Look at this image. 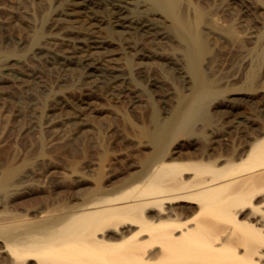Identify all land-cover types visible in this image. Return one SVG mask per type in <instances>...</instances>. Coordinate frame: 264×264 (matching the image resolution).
Masks as SVG:
<instances>
[{
	"label": "rangeland",
	"instance_id": "obj_1",
	"mask_svg": "<svg viewBox=\"0 0 264 264\" xmlns=\"http://www.w3.org/2000/svg\"><path fill=\"white\" fill-rule=\"evenodd\" d=\"M86 1L89 8L70 10L74 0H0V193L40 195L45 201L60 198L59 205L73 206L90 193L121 185L124 176L142 168L153 151L148 131L160 121H168L180 100L191 93L187 45L170 25L175 12L165 16L152 0ZM189 1L182 8L190 17H194V7L200 6L214 10L221 25L240 31L236 35L206 29L211 45L203 68L219 95L200 111L209 120L200 114L192 133L178 135L172 147L182 142L180 146L191 151L188 143L195 139L196 148L203 147V151L211 147L213 132L225 134L238 117L247 114L264 121V110L259 109L264 88L254 95V103L243 100L247 88L243 80L251 64H260L263 77L259 84L264 86V0H249V9L233 0ZM116 3L123 4L129 21L136 22L127 30L117 31L112 24L111 9ZM15 13L22 17L21 22ZM142 25L156 26L167 37L154 42L143 34ZM62 39L74 40L79 46L100 42L104 45L100 61L105 68L111 63L109 68L118 67L114 74L118 72L119 81L107 74L93 76L83 65L84 52L69 51ZM139 53L150 58L142 60ZM231 89L235 91H228ZM232 98L239 103L233 113L242 116L222 114V108L234 103ZM49 116L61 121L59 131L47 128ZM233 136L231 145L217 146V151L239 148L241 138ZM47 193L60 196L52 198ZM79 193L83 200L78 199ZM33 199L21 207L37 205L40 199Z\"/></svg>",
	"mask_w": 264,
	"mask_h": 264
},
{
	"label": "bare ground",
	"instance_id": "obj_2",
	"mask_svg": "<svg viewBox=\"0 0 264 264\" xmlns=\"http://www.w3.org/2000/svg\"><path fill=\"white\" fill-rule=\"evenodd\" d=\"M233 1L245 9L250 7L249 0ZM184 2L152 0L151 3L165 16L176 13L170 25L187 45L185 56L193 83L189 87L191 93L188 91L180 100L169 120L158 121L151 133L145 131L155 147L142 163L144 166L132 169L118 188L90 193L91 196L73 206L61 201L59 205L60 198L56 200L55 196L60 193H47L55 202L45 201V196H33L40 199L35 206L28 193H0V264H264V115L260 116L263 121L260 123L258 117V120L247 114L238 117L241 114L236 111L238 118L231 121L225 134H211L209 150L202 151L203 147L198 150L197 142H193L195 136L190 137L194 139L192 143L187 141L191 151H185L180 146L182 142L172 148L178 135L192 133L191 127L196 119L199 121L205 103L219 95L203 68L211 45L206 39V29L240 32L232 25H221L214 10L191 7L194 17H190L183 9ZM72 5L70 10L90 7L86 0H74ZM111 13L117 31L136 23L129 21L121 3L114 4ZM17 15L21 22L22 17ZM140 28L154 42L167 37L156 26ZM62 40L69 51L84 52L83 65L93 76L107 74L119 81L118 67L109 68L111 63L105 68L106 64L100 61L104 58L100 53L104 45L100 42L89 41L79 46L74 40ZM138 55L142 60L150 58L149 54ZM106 59L108 62L109 58ZM65 61L70 64L72 60L67 57ZM253 64L246 70V73L249 70L246 79H242L247 87L243 100L248 105L264 88L259 84L263 77L260 64ZM237 105L231 101L222 108V114L232 115ZM263 106L264 102L259 106L261 111ZM58 122L61 121L49 116L47 128L59 131ZM231 135H235V140L241 138L240 147L217 151L221 145L229 144ZM186 139L190 140L189 136ZM79 197L83 200L82 194ZM29 201L33 202L30 207H21L28 206Z\"/></svg>",
	"mask_w": 264,
	"mask_h": 264
}]
</instances>
